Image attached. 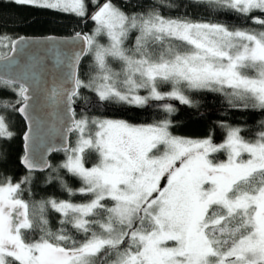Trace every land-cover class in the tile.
Here are the masks:
<instances>
[{"label": "snow or ice", "instance_id": "obj_1", "mask_svg": "<svg viewBox=\"0 0 264 264\" xmlns=\"http://www.w3.org/2000/svg\"><path fill=\"white\" fill-rule=\"evenodd\" d=\"M9 2L73 14L94 28L76 34L83 46L70 57L55 55L52 74L65 63L68 70L51 86L39 61L20 66L6 54L22 48L23 38L0 32V61H8L6 72L17 64L14 73L0 75V91L14 96L0 98V141L15 136L11 114L29 122L20 157L26 174L0 177V264H264V130L249 140L241 128L227 126L220 144L211 136L177 137L167 119L134 125L90 116L84 94L99 103L144 107L176 99L191 106L185 89L207 90L223 92L234 107L264 110V0H198L255 27L166 17L155 9L129 14L114 0ZM85 56L91 71L82 79ZM111 62H119V71ZM164 84L172 90L161 91ZM81 101L78 115L73 106ZM42 103L63 106L64 144L49 149L65 154L56 167L38 151L34 113ZM163 110L175 111L170 104ZM69 134L76 135L74 144ZM217 153L226 159L218 161ZM6 159L0 146V162ZM45 169V182L59 183L68 199H25L34 173ZM63 173L80 187L73 189ZM77 194L87 199L76 203ZM50 212L60 216L56 231Z\"/></svg>", "mask_w": 264, "mask_h": 264}, {"label": "trees", "instance_id": "obj_2", "mask_svg": "<svg viewBox=\"0 0 264 264\" xmlns=\"http://www.w3.org/2000/svg\"><path fill=\"white\" fill-rule=\"evenodd\" d=\"M120 7L129 14L146 13L155 9L166 17H187L194 21H210L213 23H224L230 27H255L251 21L245 23L242 18L235 13L222 10H213L208 5L199 3L198 0H114ZM172 4L173 7H168ZM94 10V9H93ZM258 15V13H257ZM94 23L90 20L81 19L73 14L58 12L54 10L39 9L35 7L17 6L11 4L9 0H0V32L8 33L15 38L22 37H47L60 36L71 37L77 33H91ZM135 33L132 36L134 41ZM106 39L101 43H106ZM131 46V43L128 45ZM6 54L9 52L7 50ZM91 59L85 57L80 67V76L87 79L91 71ZM115 70L120 69L119 62H111ZM163 92L172 90L171 84H164L160 88ZM85 95L90 97L91 107L88 110L90 116L106 119L125 120L134 125L154 124L161 120L171 121L169 131L173 136L188 139H203L211 136L214 143H221L226 139L227 126L241 128L242 135L249 140L255 138L257 132L264 130V110L245 108L242 106H232L229 98L223 92H213L207 90L192 91L185 89L193 104H182L174 99L170 104L175 111L168 113L163 110L164 104L145 105L137 107L122 103H99L93 93L85 90ZM0 98H11V92L0 91ZM84 109L83 102L76 104V112L79 115ZM11 130L15 136L10 141H0V146L6 151L7 159L0 162V177L10 176L14 180L22 178L26 171L20 164V157L24 155L22 136L26 126L18 114L10 115ZM218 161L225 160V156L215 155ZM65 158L64 153H56L51 158V165L58 166ZM94 161V156L90 159ZM62 171V170H61ZM46 173H34V180L31 185V194L25 193V199L57 198L66 200L68 194L63 191L59 183H46L45 179L49 175ZM64 179L73 188L80 187V181L63 173ZM87 197L77 194L72 197L76 203L83 202ZM59 214L49 213L50 227L56 231L59 225ZM75 234V233H74ZM77 239L82 237L77 236Z\"/></svg>", "mask_w": 264, "mask_h": 264}, {"label": "water", "instance_id": "obj_3", "mask_svg": "<svg viewBox=\"0 0 264 264\" xmlns=\"http://www.w3.org/2000/svg\"><path fill=\"white\" fill-rule=\"evenodd\" d=\"M22 38V48H18L15 53L9 52L8 56L14 57L20 66H28L33 62L39 61V69L43 73V78L49 86L57 79L61 70L64 72L68 70L67 64L65 63L60 65L58 69H55V75L52 74L55 55L59 54L62 59H65L83 46L82 41L76 39V35L71 37L47 36ZM85 57L80 62L79 71ZM7 63L8 61H0V75L10 74L16 71L17 64H14L6 72L4 65ZM73 107L76 110V105ZM34 115L40 121L38 151L43 154L44 160L51 164L53 155L56 153H64L62 150H49L59 149L64 144V140L60 135L62 131L60 118L64 115L63 106L57 107L51 103H42ZM19 116L24 121L26 126L25 132H27L29 122L23 116ZM24 134L22 136L23 152L25 144L23 139ZM71 136L72 134L68 136L69 143H71ZM22 168L27 171L23 166ZM48 171L49 169H45L42 172L37 170L35 173H46Z\"/></svg>", "mask_w": 264, "mask_h": 264}, {"label": "rangeland", "instance_id": "obj_4", "mask_svg": "<svg viewBox=\"0 0 264 264\" xmlns=\"http://www.w3.org/2000/svg\"><path fill=\"white\" fill-rule=\"evenodd\" d=\"M31 37H33V36H31ZM27 38H28V37H27ZM117 71H118V70H117ZM139 94L143 96V95H147L148 92H147L146 89H140V90H139ZM173 103H174V99H166V100H164V101H150V102H149V105H157V104H173ZM75 141H76V135H75V134H72V136H71V143L74 144ZM223 142H224V141H223ZM223 142H221V143H223ZM216 144H220V143H216ZM218 154H221V155L225 156V159H226V154H225V153H217V154H214V155H218Z\"/></svg>", "mask_w": 264, "mask_h": 264}]
</instances>
